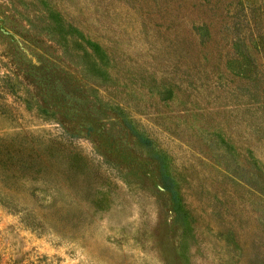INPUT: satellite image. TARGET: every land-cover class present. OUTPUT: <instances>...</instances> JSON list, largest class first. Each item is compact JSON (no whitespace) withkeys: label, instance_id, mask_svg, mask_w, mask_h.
I'll list each match as a JSON object with an SVG mask.
<instances>
[{"label":"rangeland","instance_id":"obj_1","mask_svg":"<svg viewBox=\"0 0 264 264\" xmlns=\"http://www.w3.org/2000/svg\"><path fill=\"white\" fill-rule=\"evenodd\" d=\"M2 144L0 264H264V0H0Z\"/></svg>","mask_w":264,"mask_h":264},{"label":"trees","instance_id":"obj_2","mask_svg":"<svg viewBox=\"0 0 264 264\" xmlns=\"http://www.w3.org/2000/svg\"><path fill=\"white\" fill-rule=\"evenodd\" d=\"M22 151L15 145L0 146V178L4 183L10 182L13 187L22 186L33 180L30 173L36 165L22 156L19 157Z\"/></svg>","mask_w":264,"mask_h":264}]
</instances>
